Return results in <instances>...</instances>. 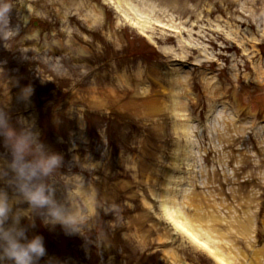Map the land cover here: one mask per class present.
<instances>
[{
  "label": "rangeland",
  "instance_id": "374dc122",
  "mask_svg": "<svg viewBox=\"0 0 264 264\" xmlns=\"http://www.w3.org/2000/svg\"><path fill=\"white\" fill-rule=\"evenodd\" d=\"M117 2L0 0V191L43 236L39 264H222L168 218L171 194L211 249L256 264L264 0ZM20 141L60 158L32 181L43 208L18 189Z\"/></svg>",
  "mask_w": 264,
  "mask_h": 264
},
{
  "label": "clouds",
  "instance_id": "9594fccd",
  "mask_svg": "<svg viewBox=\"0 0 264 264\" xmlns=\"http://www.w3.org/2000/svg\"><path fill=\"white\" fill-rule=\"evenodd\" d=\"M3 11L7 12V5ZM34 89H23L25 96ZM27 145L20 141L14 147V161L12 168L16 173L18 189L24 199L34 208H43L52 203L45 187L33 184L34 179L46 175L60 163L56 154L28 161L25 159ZM57 220L61 219L58 213H51ZM46 247L41 235L28 236L27 228L21 226L20 214L14 213L9 203L8 194L0 191V264H39L45 257Z\"/></svg>",
  "mask_w": 264,
  "mask_h": 264
},
{
  "label": "bare ground",
  "instance_id": "6f19581e",
  "mask_svg": "<svg viewBox=\"0 0 264 264\" xmlns=\"http://www.w3.org/2000/svg\"><path fill=\"white\" fill-rule=\"evenodd\" d=\"M117 4H122L123 1L125 0H117ZM185 127V129H187L188 127L183 125ZM169 198V202H166L165 206L166 207V214L168 216V218L176 225L178 226V228L182 231H185L191 238V240H193L194 242L198 243L200 246H202L204 249L208 250L210 252L211 255H214V257L222 264H233L232 261H230L229 259H225L223 255H221V253H219L217 251V248L215 249H211L210 245V240L209 238L212 237L213 232H211L208 229H203L201 228H194L193 224L191 222L190 219H187V217L184 215L183 210H181L180 205L178 202H176V199L174 198V196L171 194L170 196L166 197ZM204 220V219H203ZM202 220V222H203ZM200 221V219H199ZM254 222V218L251 216V218H249V223L252 224ZM203 223H201L202 225ZM203 226V225H202ZM244 232H248L249 235L252 234V229H245V227L242 229ZM202 232H204L205 234H203ZM206 237V238H205ZM204 239V240H203ZM255 255L257 256V258H255L256 264L261 263V258L264 255V251L260 250L258 252L255 253ZM229 260V261H228Z\"/></svg>",
  "mask_w": 264,
  "mask_h": 264
}]
</instances>
